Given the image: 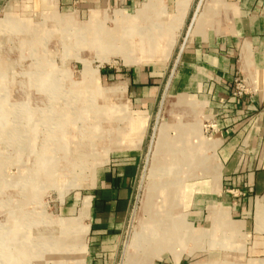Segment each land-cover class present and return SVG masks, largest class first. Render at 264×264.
I'll list each match as a JSON object with an SVG mask.
<instances>
[{"label": "crops", "instance_id": "obj_1", "mask_svg": "<svg viewBox=\"0 0 264 264\" xmlns=\"http://www.w3.org/2000/svg\"><path fill=\"white\" fill-rule=\"evenodd\" d=\"M50 1L54 8H120L137 15V19L156 17L166 26L170 22L178 28L175 46L167 59L144 61L120 74L125 82L127 111L132 118L140 119V133L121 140L109 152L82 196L88 197V207L81 219L86 232L79 264H119L148 149L144 188L141 186L137 200L148 219H140V205L135 211L141 224L155 219L164 234L168 233L164 240H169L168 244L164 241L166 246L151 264H180L187 259H194L190 264H204L197 261L204 242H208L207 250L211 252L217 246L226 249L228 258L262 257L264 0ZM21 6L22 3L17 5ZM187 31L150 143L172 53L179 41L180 48ZM235 79L243 84L241 95L233 94ZM211 122L215 128L204 133L203 124ZM153 164L173 166V170L155 173ZM152 175L163 181L171 177V190L176 188L177 197L167 199L166 185L164 194L158 188L148 190L147 179ZM148 197L153 201L149 202ZM78 213L79 208L76 216ZM136 222L134 226H139ZM181 228H189L187 234L171 241L170 233ZM152 248L153 244L147 245L142 253L152 252Z\"/></svg>", "mask_w": 264, "mask_h": 264}, {"label": "rangeland", "instance_id": "obj_2", "mask_svg": "<svg viewBox=\"0 0 264 264\" xmlns=\"http://www.w3.org/2000/svg\"><path fill=\"white\" fill-rule=\"evenodd\" d=\"M21 3L23 6L17 7ZM114 10L116 8L111 7L98 11H101L105 17L112 19ZM142 10L144 13L146 10L145 5ZM93 11L97 10L86 11L70 7L54 8V3L50 0H0V23H4L8 16H12L24 21L25 27L27 26L24 30L11 28L8 25H6L7 27H2V25L0 27V255H3L6 250L8 252L9 248L13 249L16 245L13 238L8 235L5 236L9 232L12 234L15 230L23 231L28 244L32 243L36 246L40 243L45 244L46 240L48 242L49 234L56 239L59 235L56 220L76 216V210L79 208L81 200L85 198H82V196L91 187L96 173L105 161L104 159L110 151L114 150L111 149L106 153L104 159H102L103 161L96 159L97 161L101 160V162L95 167H92L93 161L89 160L88 169H79L81 167L80 163L74 162L73 171H64L61 161L56 164V158L54 163L45 162L46 154L49 151H52L55 156L57 154V151L54 150L55 146L50 144L52 133L58 129L53 122L54 120L60 121L67 113L70 96L75 99L79 91L87 88L88 93L93 97L94 86L102 89L101 93L95 94L94 104L92 103L95 109L84 110V107L89 106L90 102L93 101L91 98L84 100L85 103L82 102V99L76 100L75 109L72 110L74 114L71 117V129L78 127V124L81 123L88 128L93 124L97 125L96 123L99 122L100 124L97 127L102 130L100 135L103 134L102 138L104 137L105 140L108 139L112 142L111 135L107 137L104 135L106 128L114 129L116 125L114 118L115 120L116 118L120 119L121 113L130 116L127 111L129 104L125 96V82L122 81L120 74L133 66L124 64L120 54L113 53L114 51L106 54L107 52L103 49L95 50L97 40L93 35L84 39L79 36L82 27L87 25L89 16ZM69 13H72L75 19L74 22L67 23L64 18H61ZM151 20L156 24L163 22L156 17ZM145 22L146 18L139 19V23L145 24ZM102 24L108 29L112 28L114 19L103 20ZM175 42L172 48H174ZM179 44L180 41L172 53L167 74H169L175 60ZM171 51L172 49L163 58L151 56L144 59L142 57L144 55H142L140 63L165 60L169 57ZM87 64L98 75L95 82L89 81V77L86 75ZM50 73H52V79L56 82L53 91L42 90L39 85L37 87L33 77L36 78L42 74L48 76L51 75ZM108 74L110 75L108 76ZM21 103H26L27 110L25 112L24 109L26 108L23 107V111L18 113L15 107ZM50 107L55 113L52 118L51 115L48 116L51 118L50 121H53L48 127L51 128V132L46 128L47 126L42 125L37 128L36 123V129L34 130L37 135L35 136V143L34 136H29V140L32 139L35 146L26 143V141H23L20 150L17 147L9 146L6 139L7 126L17 124L21 120L20 123H23L21 128L24 127V130L26 129L28 132L30 125H25V122L30 123L37 110L49 109ZM102 107L101 113L98 111L101 114L99 116L101 119H98L96 111ZM118 109H120L119 114L118 112L115 113ZM35 114L38 117V111ZM82 114H84L83 120H81ZM130 119L132 121H124L126 130L121 133L120 139L122 141L130 140L133 136H127V131L134 129L135 125L132 126L131 122L136 123L139 118L130 116ZM32 131H29V133ZM84 132L87 135L89 132L98 135V130L93 132L86 129ZM68 135H72L71 130H69ZM46 164H52L54 168H59V170L57 172L55 170L47 176L46 170H44ZM72 180L77 181L78 186L69 189L68 182ZM143 183L142 180L141 186H143ZM137 205H140L138 211L140 219L142 221L147 220L148 215L141 210V204L138 202ZM83 214L84 212L80 214L81 219ZM206 225L207 223H205V227ZM2 234L5 235L2 236ZM1 239L3 240L1 241ZM178 239L179 237L175 238V242ZM207 245L208 242L203 243L202 256L197 258L198 262L204 264H264V252H262V257L228 258L226 249L217 246V249L211 252V250H207ZM49 253L50 247L45 246L36 258L30 256L26 264L31 262V264H61L58 259L52 261L51 253ZM237 254L242 253L238 252ZM4 261L0 257V264H8L7 261ZM192 261L194 259H187L186 262L180 264H190ZM166 263L175 264L173 262Z\"/></svg>", "mask_w": 264, "mask_h": 264}, {"label": "bare ground", "instance_id": "obj_3", "mask_svg": "<svg viewBox=\"0 0 264 264\" xmlns=\"http://www.w3.org/2000/svg\"><path fill=\"white\" fill-rule=\"evenodd\" d=\"M112 16H113L112 19H114V25L112 26V28L108 29L104 26V24H102V22H103V20H106V19H110V20H112V19L110 17H107V16L105 17V15H103V13H101V11H98V10L93 11L89 16V21H88L87 25L82 27V32H80L79 36H81L84 39V38H88V37L90 38L93 35V37H95V39L97 40L96 41L97 45L95 46V50L103 49L105 52H107L106 54L114 51L113 53L120 54V56L123 59L124 64H126V65H134V64L140 63V61L142 60V57L144 59L151 57V56L157 57V58H163L168 54V52L171 49H173L172 47H173L174 42L178 36V28L174 25V23L172 24L169 22L167 24V26L164 23H161L159 25V24L152 22L151 19H148V20H146L145 24H141V23H139V19H137L138 18L137 15L129 14L122 9L114 10L112 12ZM61 18H64V21L67 23H71V22L75 21L72 13L66 14L65 17L63 16ZM176 21H178V26H179L180 21H181L180 18L178 17V20H176ZM173 22H175V20ZM26 24H28V23H26ZM1 25H2V27H7L6 25H8L11 28L14 27L18 30L19 29L24 30L27 27V26L25 27L24 21L13 18L12 16H8L4 20V23L3 22L0 23V27H1ZM142 55H144V56H142ZM86 69H87L86 75L89 77V81L92 80L95 82L96 79L98 78V75L96 74V72L92 68H90L88 64H87ZM50 74L51 75H48L50 77L44 76L43 74L40 76H37L36 78L33 77L35 83H37V87L39 85V87L42 90L53 91L54 87H56V85H55L56 82L52 79V76H53L52 73H50ZM52 83H54V84L52 85ZM68 89H70V87H68ZM101 91H102V89H99L97 86H94L93 97H92V95H90L88 93L87 88H83V90L79 91V93L77 94V97H75V99L73 98V96H70V100H69L68 106H67V113L62 117V119L60 121H56V120H54V122L50 121L52 116L55 114L53 112L54 110L52 111V109H51L52 107H50L49 109H44V110H42V109L37 110L38 114H39L38 117L35 114V113H37V111H36L34 113L32 121H30V123L25 122V125L26 124L30 125L29 131L33 130L31 133H29V131L27 132L26 129L24 130V127L21 128V126L23 125V123H20L21 120H19V123H17V124L7 126L6 128L8 130H7V134H6L7 135L6 139L8 141L9 146L10 147L11 146L17 147L18 150H20L22 148L23 141H26V143L28 142L30 145L35 146V144H34L35 139H36L35 136H37L36 132L34 131L36 129L35 124L37 123V128L41 127L42 125L47 126L46 128L51 132L52 131L51 128L49 129L48 127H49V124H51L53 122V124H55L56 128H58V129H57V131H54L52 133V136H51L52 138H51L50 144L55 146L54 150L57 151V154L55 156L52 151H49L46 154L45 162L54 163L55 158H56V161H57L56 164H59V161H61V163L63 164L62 169L64 171H68V170L73 171L74 170V165H73L74 162L80 163L81 167L80 168L78 167L79 169H85L88 167L87 164H88L89 160L93 161L94 164H92V167H95L99 162H101L102 159H104V155L106 153H108L111 149L117 148L119 146V143L121 140L120 139L121 133H123V131L126 130L124 128V121H126V120L130 121L131 120L130 116H128L126 113H123V115L121 113L120 119L116 118V120H115V118H114V121L116 124L114 129L107 127L105 130V128H104V130H105L104 135L106 137L111 135L110 137H112V139H113L112 142L108 141V139L105 140L104 137L102 138L103 134H102V136L100 135V131L102 132V130H100L97 127L98 124H100L99 122L96 123L97 125L93 124V126L88 127V128H86V126H84V124L81 123V124H78L79 125L78 127L77 126L75 127L76 129L75 128L71 129L70 128L71 117H73V114H74V112L72 113V110L75 109L74 104L76 103V100L82 99V102H84V100H86L87 98H91V100L93 99V101L90 102L89 106L84 107L85 108L84 110H89V108H94V105H92V103L94 104L95 94L101 93ZM86 95H88V96H86ZM115 96H116V94H115ZM28 97H29V95H28ZM181 102H185V101H181ZM25 105H26V103L25 104L21 103L20 105L17 104L15 107L16 111L18 113H21L23 111L22 109L26 108ZM102 109H103V107L101 109L99 108V110L96 111L98 119H101L99 117V116H101V114H99V112L102 111ZM26 110H27V108L24 109L25 112H26ZM117 112L119 114L120 109H118V111L116 110L115 113H117ZM46 114H48V115H46ZM49 115H51V118L48 117ZM83 115L84 114H82V116H81V120H83ZM139 120L140 119H137L136 123L134 121L131 122V125L132 126L135 125V127H134V129L132 128L133 129L132 131L131 130L127 131L128 132L127 136H131V135H133L134 137L139 136V132H140L139 130L141 128V126H140L141 122ZM121 124H122V126H121ZM138 127H139V129H137ZM86 129L88 131H93V132L98 130V135L92 134V132L91 133L89 132L87 135V134H85L86 132H84V130H86ZM69 130L72 131L71 136L68 135ZM29 136H34L33 137L34 143H32V139L29 140ZM161 137H162V134H161ZM46 138H48V137H46ZM202 143H203V141H202ZM95 146H96V148H95ZM157 151H159L158 148H157ZM96 159H101V160L97 161ZM92 167H91V171L93 172ZM194 169H196V168H194ZM44 170H46L45 172L47 173V176H49L50 173H52L53 171L56 170V172H57V170H59V168L56 169V168H54V165L46 164V168H44ZM152 170H154L155 173L156 172L163 173L165 171L169 172V171L173 170V166H168L165 168L163 165H154V167H152ZM20 176H22V175H20ZM152 176H148V179H147V181L149 182L148 186H147L148 190L153 189V188H158L159 190H161L160 193L164 194V192H163L165 190L164 185H166L167 186L166 188L168 190H166L165 192H167V193L169 192L168 193L169 197L167 199L171 200L172 198L177 197V196H175V195H177V192H176V190H174L176 188H173V190H171L172 189L171 186H173V184H174L173 180L170 179L171 177L167 180L165 178L163 181V180H160V178H159V180H158V178L155 179L154 175H152ZM159 176H162V175H159ZM75 180L68 182L69 189L72 187L78 186V182ZM168 184L170 185V187H168L169 186ZM143 188H144V186H143ZM146 194L148 196L151 195L149 193H146ZM148 198H149L148 200H150V197H148ZM153 198H154V196H153ZM153 198H151L152 201H153ZM151 200L149 202H151ZM149 204H151V203H149ZM149 204L147 205V207L150 206ZM167 205H168V202L166 201V206ZM162 206L163 205H160V207H162ZM87 207H88V197H85L80 202L79 213L77 216L64 217V218L57 219L56 223H57V226L59 227V229H58L59 235H57L58 237L55 239V237H53V235L49 234L48 242L46 240L45 244L40 243L39 245L37 244V246L35 244L32 245V243L28 244V242L26 240L27 237L24 236V232L23 231L20 232L19 230L18 231L12 230L13 231L12 234H11V232H9L6 235L2 234V236L8 235L10 238H13L14 242H16L15 243L16 245L13 247V249L9 248L8 252L6 250L3 255H0V257L2 259H4L5 261H7L8 264H26V263H28L27 260L29 259L30 256H34V258H36V256L39 255V252L44 250L45 246L47 248L49 246L50 247V253H51V254L50 253L49 254L51 256L52 261L54 259H58L61 261L60 262L61 264H70V263L73 264V260H74V264H79L81 258L83 257V254H84L83 241H84V236H85V232H86L85 225L83 224V222H81L80 214L84 212V214L82 216V218H84L85 217V211H86ZM160 210H162V209H160ZM168 210H170V209H168ZM156 211H158V210H156ZM150 217H153V216H150ZM50 219H51V217H50ZM158 219L160 220V217ZM135 220H137L136 223H139V219H138V216L136 215V211L134 213L132 224H131L129 232H128V236H127V240L125 243V248L123 251V257H122L121 264H151L153 258H155L158 255L159 251H161V249H163L164 246H166V244H168L169 240H167V239L164 240V238H166L168 236V233L164 234L165 231H163V229H161L158 226L159 224L156 223L155 219L152 220L151 223L146 224V225H144L143 223L142 224L139 223V226H134L133 222ZM159 220H158V223H159ZM167 221H169V220H167ZM56 223H54V224H56ZM186 229L188 230L189 228H181L178 232L170 233L169 237H171V241H175V238L181 237L182 234H187L188 231ZM185 231H187V232H185ZM3 239H1V241ZM164 241L166 242V244ZM152 244L154 247V249L152 248L153 249L152 252L150 251L148 253V251H147L145 253H142L146 250L145 247L147 245L149 246ZM53 253H54V255H53ZM140 253L142 254V257L139 258Z\"/></svg>", "mask_w": 264, "mask_h": 264}, {"label": "water", "instance_id": "obj_4", "mask_svg": "<svg viewBox=\"0 0 264 264\" xmlns=\"http://www.w3.org/2000/svg\"><path fill=\"white\" fill-rule=\"evenodd\" d=\"M199 4H197V7H196V10L193 14V19H194V16L196 14V11L199 7ZM192 19V20H193ZM189 27H190V24H189ZM189 29V28H188ZM187 34H188V31L186 32L184 38H183V42L181 43L180 45V48L177 52V55L175 57V60L172 64V67H171V70H170V73H169V76H168V80L166 82V85H165V88L163 90V93H162V96H161V99H160V103H159V109H158V112L156 114V117H155V122H154V126H153V129H152V134H151V139H150V143L152 142V139H153V135H154V131H155V127H156V124H157V121H158V116H159V113H160V109H161V106H162V103H163V100H164V97L166 95V92H167V89H168V86H169V83H170V80L172 78V75L176 69V66H177V63H178V60H179V57H180V54H181V51H182V48H183V45H184V41L187 37ZM148 155H149V149L146 153V160H145V165H144V168H143V171H142V175H141V178H140V182H139V190H140V187H141V184H142V180H143V176H144V172H145V167H146V162H147V158H148ZM139 190H138V194H137V198H136V201H135V204H134V208L132 210V213H131V216H130V220H129V223H128V227H127V231H126V236H125V239H124V244H123V250H122V255H121V259L119 261V264H121L122 262V257H123V251H124V248H125V243H126V240H127V236H128V232H129V229H130V226L132 224V220H133V216H134V213H135V209H136V205H137V200H138V195H139Z\"/></svg>", "mask_w": 264, "mask_h": 264}, {"label": "built area", "instance_id": "obj_5", "mask_svg": "<svg viewBox=\"0 0 264 264\" xmlns=\"http://www.w3.org/2000/svg\"><path fill=\"white\" fill-rule=\"evenodd\" d=\"M244 91V87H243V84L240 80L238 79H235L234 81V91H233V94L234 95H241V93ZM203 128H204V131L205 133H210V131L213 130V128H215V123H204L203 124ZM162 264H171V263H162Z\"/></svg>", "mask_w": 264, "mask_h": 264}]
</instances>
